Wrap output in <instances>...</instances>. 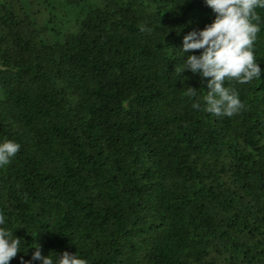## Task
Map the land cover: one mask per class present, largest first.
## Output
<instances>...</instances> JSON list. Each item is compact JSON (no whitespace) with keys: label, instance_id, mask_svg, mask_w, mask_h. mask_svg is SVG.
Here are the masks:
<instances>
[{"label":"trees","instance_id":"trees-1","mask_svg":"<svg viewBox=\"0 0 264 264\" xmlns=\"http://www.w3.org/2000/svg\"><path fill=\"white\" fill-rule=\"evenodd\" d=\"M55 1L0 0V144L20 145L0 165L9 264H41L38 245L87 264H264V7L261 76L225 78L244 105L228 117L204 110L210 78L181 72L206 0Z\"/></svg>","mask_w":264,"mask_h":264},{"label":"clouds","instance_id":"clouds-1","mask_svg":"<svg viewBox=\"0 0 264 264\" xmlns=\"http://www.w3.org/2000/svg\"><path fill=\"white\" fill-rule=\"evenodd\" d=\"M216 14L214 21L206 25L203 30L192 31L183 37L181 51L186 54V61L181 70H190L207 80V95L204 110L215 115L233 116L244 105L238 98L234 88L224 86L225 78H241L239 83H246L261 76V68L254 62L253 41L259 31L258 21L254 9L264 7L262 0H206ZM141 32L151 31L144 25H138ZM189 50H203L200 55H188ZM195 98L197 89L188 86L184 93ZM194 109L201 107L197 101L193 103ZM20 145L11 140L0 144V165L10 163ZM5 218L0 215V225ZM21 239L14 237L13 233L0 228V264H9L19 252ZM32 255V260H39L41 264H87L86 260L79 258L78 254L64 251L56 253V259L41 254L40 246ZM21 264H31V261L21 259Z\"/></svg>","mask_w":264,"mask_h":264},{"label":"rangeland","instance_id":"rangeland-1","mask_svg":"<svg viewBox=\"0 0 264 264\" xmlns=\"http://www.w3.org/2000/svg\"><path fill=\"white\" fill-rule=\"evenodd\" d=\"M61 1H63V0H57V1H55L54 3H55V4H58V3H60ZM70 13H71V12H68V17H70Z\"/></svg>","mask_w":264,"mask_h":264}]
</instances>
